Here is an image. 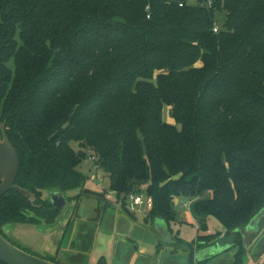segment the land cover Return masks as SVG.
Here are the masks:
<instances>
[{"label": "trees", "instance_id": "1", "mask_svg": "<svg viewBox=\"0 0 264 264\" xmlns=\"http://www.w3.org/2000/svg\"><path fill=\"white\" fill-rule=\"evenodd\" d=\"M0 13V123L15 184L36 196L0 197V233L52 225L43 192L79 189L70 199L102 210L105 193L84 192L92 157L117 198L152 197L148 223L169 226L177 198L194 199L201 228L212 215L235 234L241 264L239 232L264 207V0H0Z\"/></svg>", "mask_w": 264, "mask_h": 264}, {"label": "rangeland", "instance_id": "2", "mask_svg": "<svg viewBox=\"0 0 264 264\" xmlns=\"http://www.w3.org/2000/svg\"><path fill=\"white\" fill-rule=\"evenodd\" d=\"M196 2L197 0H187L188 4H195ZM217 18L218 21L223 20L225 18V13H218ZM8 64L11 66L12 60H10ZM164 108H166L164 110V119L176 127H179V125L174 122L173 118L169 116V109L166 106ZM81 170L87 176V180L84 184L85 189L97 193H109L108 177L102 169L94 165L93 160H84L81 165ZM143 187L144 186H142V188ZM79 193L80 191L77 189L69 190L64 194L66 204L60 210L59 216L52 225L9 223L3 226V232L1 234L9 242L33 255L42 258H53L54 256L56 258L55 260L60 264H74L69 262V260H72V255L69 256L67 254L62 260L60 254L64 251L61 246L68 247L72 244L75 249H78V245L81 244L88 246L82 253H80V260H85L88 264H98L100 262L109 264L111 259H113V256H115V249L116 251L117 249L120 250V253L117 254L116 260L120 264H125L126 255L123 253V250L127 247L133 249V245L138 249L139 246H143L151 252L150 255H145V258L147 257L146 259H149L151 264L166 263V258H169L168 255L161 252L163 249H161L157 243L151 244V239L154 238L155 235L151 231L152 224L147 222L146 214L144 212L133 211L135 218H130L126 214L120 212V204L111 202V205L107 207L103 204V209L100 210L102 216H97V212H100L98 210L97 196L87 194V196L79 199V201L70 199L72 196ZM43 197L51 202L50 193L43 192ZM190 201L192 203L194 199L177 198L174 206L175 220L170 222L169 228L170 231L173 232V237L175 236L178 241L175 240L169 243L163 242L164 250L170 249L171 251L174 250V252H178L176 255L177 258L175 259L178 262H184L185 264L188 263L189 252L192 251L194 254L196 247L208 243L222 234V237H226L224 226L215 216L208 215L205 220L206 229L201 228L198 219H195V216L190 212ZM124 205L130 206L131 201L129 199L125 200ZM113 216L115 218L119 217V220L114 221ZM121 219L126 222V227L122 225L123 221ZM147 228L149 231H147ZM243 232L245 235L246 232L244 229H241L239 233L242 234ZM117 235V242H119V244L115 248L113 242L114 237ZM121 235L123 236L121 237ZM204 235H208V237H211L212 235L214 237L203 242V240H206V237L199 236ZM263 235L264 232L262 231L261 233L259 232L256 237H244V241L248 245L247 252L243 256L241 264H251L252 261L256 262H254V264L264 263V253L259 252L260 248L264 246ZM227 237H231L230 240H233L234 242L235 234H229ZM198 253H200V251H198ZM198 253L195 254V258H197ZM133 257H135L134 254ZM226 259L227 257L225 256L222 257L220 261L223 263ZM139 260L138 264L141 263ZM233 260L234 256L232 257L231 262H233ZM231 262L228 264H231ZM205 263L206 260H204L202 264ZM192 264H199V262L194 261Z\"/></svg>", "mask_w": 264, "mask_h": 264}, {"label": "water", "instance_id": "3", "mask_svg": "<svg viewBox=\"0 0 264 264\" xmlns=\"http://www.w3.org/2000/svg\"><path fill=\"white\" fill-rule=\"evenodd\" d=\"M20 167L19 158L15 148L9 141L5 132L4 122L0 123V197L7 191L14 190L18 193L28 196L29 201L34 203L36 196L27 189L21 188L15 184L17 173ZM86 193H94L103 196L102 193L84 189ZM50 200L54 207L62 209L66 204V198L63 194L52 192ZM108 202L104 203L107 206ZM120 212L126 214L130 218H135L134 213L126 205H121ZM264 218V207L251 219L244 231L249 233H256L259 229V223ZM153 229L163 240V242H171V232L168 230L167 223L162 219H155L153 221ZM160 246V244H158ZM0 261L4 264H59L47 260L45 258L33 255L15 244L9 242L0 233ZM264 264V263H263Z\"/></svg>", "mask_w": 264, "mask_h": 264}, {"label": "crops", "instance_id": "4", "mask_svg": "<svg viewBox=\"0 0 264 264\" xmlns=\"http://www.w3.org/2000/svg\"><path fill=\"white\" fill-rule=\"evenodd\" d=\"M118 218L119 217L115 218L113 216V220L114 221L119 220ZM153 223H152V226H151V231H152V233H154L155 236H154V238L151 239V244H154V243L160 244V248L163 249L161 252H163L165 255H168V257H169V258H166L167 261H166V263H163V264H185L184 262H178L175 259V258H177L176 255L178 254V252H174V250L171 251L170 249L164 250L163 240L154 231ZM125 224H126V222L123 221L122 225H124L126 227L127 225H125ZM168 230L170 231L169 226H168ZM147 231H149L148 228H147ZM170 232H171L172 241H175L176 239L173 237V232L172 231H170ZM222 235L216 237L215 239H213L212 241H210L208 243H205V244H203V245H201L199 247H196L195 248L196 251H194V254H193V262L194 261L195 262L196 261L200 262V261H203V260H206L205 264H217V263H219V264H228L229 262H231V259L234 256L235 252L237 251V248H236V246L233 245V240H230L231 237H227V235H226V237L225 236L222 237ZM122 236L123 235H121V237ZM242 236L245 237L244 232L242 233ZM117 237H118V235L116 237H114V242H113L115 248L119 244V242H117L118 241ZM262 237L264 239V235ZM260 243H261V241H260ZM65 245H67V244H65ZM263 245H264V240H263ZM61 247L64 250L63 252L60 253L63 258H65L67 256V254L69 256L72 255V260H69V262L74 263V264H88V263H86L85 260H82V261L80 260V258H81V254L80 253L83 252L81 250L85 249L88 246H86L84 244H81V245H78V249H72V251L70 250L71 249L70 246H68V247L67 246H61ZM134 248H135V246L133 245V249L127 247L126 249L123 250V253L126 255V257H125L126 258V263L125 264H138V260L140 258H144V259H140L139 260L141 262L140 264H151L150 260L146 259L147 257L145 258L146 254L150 255V253H151L147 248H144L143 246H139V249L138 248L134 249ZM58 250H59V248H58ZM68 250H70V251H68ZM198 251H200V253H198ZM259 252L264 253V246H262L260 248ZM118 253H120V250L117 249V251H116V249H115V256H113V259H111L109 264H120L116 260ZM196 253H198L197 254V258L194 257ZM133 254H134L135 257H133ZM224 255L227 257V259L224 260L223 263H222L220 261V259H222V257H225ZM114 259H115V261H114ZM254 262L252 261L251 264H254Z\"/></svg>", "mask_w": 264, "mask_h": 264}, {"label": "built area", "instance_id": "5", "mask_svg": "<svg viewBox=\"0 0 264 264\" xmlns=\"http://www.w3.org/2000/svg\"><path fill=\"white\" fill-rule=\"evenodd\" d=\"M201 3L203 5H205L206 7H210L213 4V0H201ZM179 5H182V3H180ZM213 30L217 31V26H215L213 28ZM89 159L92 160V157H90ZM105 197L107 200H109L113 203H116V204H120V205H122V203H124L125 200L129 199L131 201V205L128 207L132 212L133 211H141V212H144L145 214H147L153 205L152 197L147 195L145 192L130 193V194H127L125 196H121L119 199V198H117V196L114 192L109 191L108 194H105ZM122 199L124 200V202H122ZM190 203H191V201L189 202V205H190Z\"/></svg>", "mask_w": 264, "mask_h": 264}, {"label": "flooded vegetation", "instance_id": "6", "mask_svg": "<svg viewBox=\"0 0 264 264\" xmlns=\"http://www.w3.org/2000/svg\"><path fill=\"white\" fill-rule=\"evenodd\" d=\"M50 194H51V193H50ZM105 198H106V197H105ZM105 202H108V205H107V206H110V205H111V201H109V200L106 199ZM112 203H113V202H112ZM107 206H106V207H107ZM119 209H120V208H119ZM60 210H61V209H60ZM97 216H98V215H97ZM70 248H71L70 250L75 249V247L73 246V244L70 246ZM83 250H84V249H82L81 251H83ZM61 259L63 260L64 258L62 257Z\"/></svg>", "mask_w": 264, "mask_h": 264}]
</instances>
